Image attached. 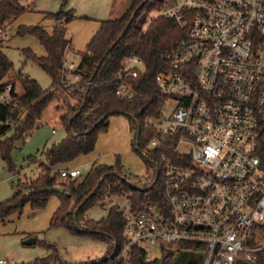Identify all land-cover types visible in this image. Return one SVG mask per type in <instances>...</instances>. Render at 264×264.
Wrapping results in <instances>:
<instances>
[{
  "label": "built area",
  "instance_id": "obj_1",
  "mask_svg": "<svg viewBox=\"0 0 264 264\" xmlns=\"http://www.w3.org/2000/svg\"><path fill=\"white\" fill-rule=\"evenodd\" d=\"M159 10L184 35L156 77L163 107L145 120L155 137L143 156L159 152V166L149 160L139 188L152 190L137 197L110 189L104 197L126 221L117 263L133 264L135 249L147 263L157 259L154 249L162 256L173 248L201 254L202 264H264V0H163ZM68 52L66 87L81 80ZM145 69L136 53L126 57L117 95L132 96L127 80ZM12 90L5 85L0 104L13 115ZM60 174L80 176L71 168Z\"/></svg>",
  "mask_w": 264,
  "mask_h": 264
},
{
  "label": "trees",
  "instance_id": "obj_2",
  "mask_svg": "<svg viewBox=\"0 0 264 264\" xmlns=\"http://www.w3.org/2000/svg\"><path fill=\"white\" fill-rule=\"evenodd\" d=\"M24 1L0 2V29L25 13L34 12L32 6L23 4ZM70 1L61 0V9L57 13H44L46 20L57 22L52 34L40 25L20 26L16 32L18 37L36 38L43 46L46 51L44 57H38L30 49L22 50V54L26 60L39 65L53 84L51 89L44 90L30 76L18 74L23 95L18 96L13 85L11 94L18 98L14 114H11L10 106L0 104V122L3 123L0 126V159L11 172L14 170L11 153L15 142L23 140L38 128L46 107L53 100H58V108L65 110L62 120L67 136L43 151L44 161L38 167L37 178L28 184L20 181L13 198L0 203V219L5 220L15 213L22 214L26 205H30L33 211L42 210L52 197H57L60 207L51 219L50 228L61 227L74 236L91 238L108 246L111 244L104 259L82 264H118L120 250L125 244L126 221L123 216L113 206L106 217L98 221L90 219L87 213L99 204L104 205L107 190L111 189L116 195L135 193L138 197L152 189L133 187L120 160L114 165L95 163L85 178L63 179L60 172L70 169L69 165L78 158L93 153L100 135L108 132L110 119L117 116L128 120L130 131L134 134L132 147L145 161L147 174L152 168L149 160L158 163L159 152L143 156V151H147L155 137V132L145 127V120L157 116L163 107L164 98L157 87L156 77L161 71L168 70L163 55L183 37L184 31L173 19L161 15L148 24L151 12L159 10L163 0H131L130 7L119 18L100 22L99 30L85 51L79 54L78 74L81 80L66 87L65 56L72 46L67 39V25L77 19L73 10H67ZM133 52L142 58L146 69L138 78L127 80L133 86L132 96L120 97L117 95L120 86L117 75L124 59ZM13 69V63L0 49V93L4 92L6 85L2 82ZM260 156L264 167V135ZM53 187H62L65 195L50 194L48 191ZM46 247L52 250V254L39 264H47L53 255L59 257L54 245ZM133 254V264H140L142 253L135 249ZM187 254L166 252L145 264H191L186 262ZM57 260L60 264H68L62 263L60 258Z\"/></svg>",
  "mask_w": 264,
  "mask_h": 264
},
{
  "label": "rangeland",
  "instance_id": "obj_3",
  "mask_svg": "<svg viewBox=\"0 0 264 264\" xmlns=\"http://www.w3.org/2000/svg\"><path fill=\"white\" fill-rule=\"evenodd\" d=\"M23 4L26 7L32 6L34 12L31 10L25 13L20 17L19 24L46 27L52 26L50 25L52 21L46 20L43 17L44 13L59 12L62 2L61 0H25ZM130 4L131 0H71L67 10H73L77 19L70 23L68 37L78 53L68 52L69 61H79L80 52L86 49L101 21L119 18ZM158 16L160 10L151 12L148 24ZM15 27L6 25L0 29V49L14 66L13 71L2 83L15 85L17 93L21 94L23 89L18 81V74L22 73L36 80L44 90L51 89L53 82L50 76L33 61L26 60L22 54L23 49L30 48L37 56H41L44 54V48L32 36L18 37L16 32L14 33ZM67 79L72 81L70 76H67ZM59 106L58 100L49 103L38 128L23 140L15 142L11 153L14 166L12 172L0 159V203L13 198L15 188L20 181L28 184L35 180L38 167L44 161L43 151L66 138L67 130L62 120L65 110L59 109ZM127 122L123 116L112 118L108 132L100 135L95 151L73 162V168L79 171L80 177L85 178L95 163L114 165L120 160L126 168L124 173L127 174L133 187L147 184L148 180L142 178L147 174V166L132 147L134 134L131 133ZM11 136L10 133L9 137ZM108 210V204L103 206L99 204L89 210L87 215L90 219L98 221L106 217ZM52 214L50 202L42 210L33 211L30 205H26L22 214L15 213L8 219H0V261H6L8 264H37L52 254V250L46 245H54L59 254V257L53 255L47 264H60L57 262L59 258L62 263L82 264L99 261L108 256L111 244L108 246L91 238L74 236L61 227L50 228ZM29 240H34V243L28 245L26 242ZM170 249L167 252L176 253L173 248ZM152 256L160 258V250L154 249ZM186 262L202 264L201 254L188 252Z\"/></svg>",
  "mask_w": 264,
  "mask_h": 264
},
{
  "label": "crops",
  "instance_id": "obj_4",
  "mask_svg": "<svg viewBox=\"0 0 264 264\" xmlns=\"http://www.w3.org/2000/svg\"><path fill=\"white\" fill-rule=\"evenodd\" d=\"M44 17V16H43ZM20 19V18H19ZM19 19L18 20H16L15 22H13L12 24H10L11 25V27L12 26H16L15 27V29H14V33L15 32H17V28L18 27H20V26H23V25H21V24H19ZM43 21L44 22H46V20L45 19H43ZM72 23V22H71ZM50 25H52V26H46V27H44L43 25H40V26H43L44 28H45V30L49 33V34H52V32H53V30H54V28H55V26H56V22L55 21H52L51 22V24ZM69 25L70 24H68L67 25V39L68 40H70L71 42H72V40L71 39H69V37H68V27H69ZM99 27H100V23H99V25H98V27H97V30H96V32L99 30ZM96 32L93 34V36L96 34ZM93 36L91 37V39L93 38ZM90 39V38H89ZM90 42V41H89ZM12 44H13V42H12ZM43 47V46H42ZM27 49H30V48H27ZM24 50V49H23ZM31 50V49H30ZM32 51V50H31ZM70 51H71V53L73 54V52H76L75 51V49H74V47H73V42H72V46H71V49H70ZM83 51H85V50H83ZM33 52V51H32ZM82 52V51H81ZM34 53V52H33ZM76 53H78V52H76ZM35 54V53H34ZM36 55V54H35ZM44 56H46V51H45V49H44V54L43 55H41V56H38V57H44ZM79 59V61H80V58H78ZM16 93H17V90H16ZM18 95H23V93H21V94H19V93H17ZM114 118V117H113ZM112 119V118H111ZM110 119V120H111ZM128 121V120H127ZM128 123V125H129V122H127ZM109 128H110V126H109ZM129 128H130V126H129ZM109 130V129H108ZM107 133V132H106ZM106 165H112V164H106ZM69 168H71V169H74L73 168V163L72 164H70L69 165ZM39 174V170H37V173L35 174V176H37ZM36 178V177H35ZM50 202H51V204H52V217H53V215L55 214V212L57 211V209L60 207V201H59V199L57 198V197H52L51 199H50ZM49 202V203H50ZM21 216V215H20ZM52 217H51V219H52ZM8 219V218H7Z\"/></svg>",
  "mask_w": 264,
  "mask_h": 264
},
{
  "label": "water",
  "instance_id": "obj_5",
  "mask_svg": "<svg viewBox=\"0 0 264 264\" xmlns=\"http://www.w3.org/2000/svg\"><path fill=\"white\" fill-rule=\"evenodd\" d=\"M135 14L132 17V20L134 18ZM50 194H59V195H65V190L62 187H53L51 189H49L48 191ZM68 197H70V195H67ZM28 245H32L34 243V240H29L28 242H26ZM140 264H145L143 259H140Z\"/></svg>",
  "mask_w": 264,
  "mask_h": 264
}]
</instances>
